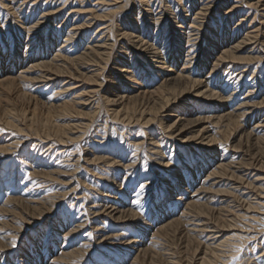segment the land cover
<instances>
[{
	"label": "rangeland",
	"instance_id": "374dc122",
	"mask_svg": "<svg viewBox=\"0 0 264 264\" xmlns=\"http://www.w3.org/2000/svg\"><path fill=\"white\" fill-rule=\"evenodd\" d=\"M202 1L0 0V46H3L0 47V63L10 53L8 46L14 47L16 54L13 53L11 63L14 61L15 65L13 68L8 67L13 75L27 68L25 64L29 58L33 54V57L39 55V48L45 49L43 43L50 41L56 45L59 43L62 51L70 48L69 54H63L68 57L79 55L82 50L102 43L107 45L104 50L108 52V56H98L91 52L92 59L89 55L86 58L90 61L85 59L83 66L79 67L72 61L64 62L66 69L58 74L59 78L48 82L40 78L41 83L40 80L37 81L39 86L36 81L28 78H35L38 73L39 76L44 74L48 71L46 68L28 72L27 78L21 79L19 89L8 95L6 89L0 87V220L5 222V226L0 229V236L5 238L6 244L5 247H0V264H200L201 256L206 254L212 259L211 264H264V0ZM125 24V29L133 35H139L138 38L142 37L146 45L155 43V49L160 47L158 50L167 52L170 42H173L171 49L181 46L183 52L189 53L187 59L195 68L200 65L207 50H210L206 49L208 44L212 45L207 40V34L212 29L215 28V31L228 25L224 36L233 32L237 39L246 35L245 32L249 36L257 32L261 34L237 53L241 56L251 53L254 54L253 58L236 63L228 58L225 62L218 63L220 67L215 70L217 76L213 78V85L209 88L217 94L221 91L224 98L232 96V101L215 106L211 102L208 104L209 101L205 98L206 104L201 100V107H191L189 103L192 98L189 95L185 98V105L171 102L163 111L160 108V112H156L161 100L159 102L155 98L157 95L152 93L153 96L150 93L140 94L141 96L135 97L136 101L135 98L127 99L121 105L103 101V94L108 88H116L119 93L127 90L131 83L124 79L126 71L135 68L136 77L143 79L146 65L150 63L148 57L152 50L146 52L140 44L139 47H133L129 40L120 35V29ZM176 36L181 38L177 43ZM165 39L168 40L167 44ZM185 42L186 45L192 43L188 50ZM175 43L180 46H175ZM56 45L49 48L51 54ZM26 53L29 57L24 59L23 55ZM139 58L141 61L137 62L136 59ZM2 66L6 65H0L1 68ZM7 66H10L9 63ZM178 66L181 67L182 64ZM209 70L210 64L201 70V76L197 78L206 79ZM112 80H115L114 84ZM160 81L161 76L155 80L153 77L144 87L153 89ZM69 83L73 85L69 87ZM59 87L73 89L61 92ZM129 91L132 93L133 89ZM18 92L25 93L26 96H21ZM6 96L11 101L9 98L3 100ZM60 102H68L71 112L60 107ZM241 102L247 109H239L244 114L235 116L238 121L236 123L233 107L242 104ZM5 104L10 105L13 110L12 118H8L13 124L11 127L3 117L4 109H7ZM181 110L186 111V117L195 112H199L200 116L214 117L215 114L230 111L231 116L227 120L223 118L213 123L211 119L205 124L210 134L215 135L214 146L219 149L217 155L222 154L221 150L224 149L223 154L227 155L226 161L231 164L230 169L226 168L224 173L221 171L222 174L220 172L210 176L217 165L215 160L213 162L214 156L210 153L208 162L202 161L199 154L194 153L199 145L190 140L200 133L201 127L191 121H176V117L163 116L167 113L177 115ZM117 111L119 116L116 115ZM46 117L54 122L53 125H67L70 127L69 131L64 137H46V127L42 126ZM229 121L234 122L228 127V132H223ZM4 145L12 146L9 151H5L1 147ZM197 166L205 168L198 173ZM190 171H193L192 174ZM195 174L199 175L195 177ZM166 179L172 186L168 189H165ZM190 183L192 186H189ZM237 184L238 187L235 186ZM179 186L187 188L184 190L186 194L180 191ZM259 187L262 190L260 192L257 191ZM46 196L52 200L53 206L45 201ZM14 200L29 206H33L35 201L42 203L38 204L40 210L32 212L22 205H13ZM198 204H204L208 211L200 210ZM113 208L127 210L126 215L112 216ZM133 236L135 240L140 237L142 241L132 246L126 245L132 241L127 238ZM213 236L216 239H211ZM220 242L217 250L219 255L211 254L208 246L211 248ZM72 251L75 254L67 255Z\"/></svg>",
	"mask_w": 264,
	"mask_h": 264
},
{
	"label": "bare ground",
	"instance_id": "6f19581e",
	"mask_svg": "<svg viewBox=\"0 0 264 264\" xmlns=\"http://www.w3.org/2000/svg\"><path fill=\"white\" fill-rule=\"evenodd\" d=\"M79 1V0H78ZM194 1V0H193ZM202 1V0H201ZM197 2V1H196ZM114 3V2H113ZM202 3H203V1H202ZM115 4V3H114ZM207 4V3H206ZM200 5H202L203 6V4H200ZM205 5V4H204ZM208 5V4H207ZM206 5V6H207ZM5 6V5H4ZM148 6H150V5H148ZM177 6V5H176ZM197 7V6H196ZM212 7V6H211ZM185 8V7H184ZM199 8V7H198ZM197 8V9H198ZM4 9V8H3ZM150 9V8H149ZM169 9V8H168ZM181 9V8H180ZM8 10V9H7ZM71 10V9H70ZM82 10V9H81ZM206 10V9H205ZM49 11V10H48ZM83 11V10H82ZM147 11H150V10H147ZM183 11V10H182ZM184 11H185V9H184ZM200 11V10H199ZM207 11V10H206ZM205 11V12H206ZM235 11V10H234ZM11 12H13L14 13V11H11ZM17 12V11H16ZM171 12H172V10H171ZM202 12V11H201ZM204 12V13H205ZM210 12V11H209ZM139 13V12H138ZM137 13V14H138ZM236 13V12H235ZM234 13V14H235ZM176 14V13H175ZM240 15V14H239ZM238 15V16H239ZM15 16H17V15H15ZM102 15H100V17H101ZM104 16V15H103ZM102 16V17H103ZM181 17H182V15H180ZM232 16V15H231ZM234 16V15H233ZM132 17V16H131ZM138 18H139V14H138V16H137ZM173 17H175V15H173ZM179 17V16H178ZM180 17V18H181ZM186 17H188V16H186ZM185 17V18H186ZM205 17V16H204ZM154 18V17H153ZM184 18V19H185ZM191 18V17H190ZM189 18V19H190ZM231 18V17H230ZM19 19V18H18ZM160 19V18H159ZM159 19H158V21H159ZM168 19H170V18H168ZM179 19V18H178ZM16 20V19H15ZM171 20V19H170ZM181 20V19H180ZM231 20V19H230ZM41 21V20H40ZM139 21V20H138ZM190 21V20H189ZM227 21V20H226ZM111 22V21H110ZM174 22H176L175 20H174ZM179 22V21H178ZM185 22V21H184ZM248 22V21H247ZM251 22V21H250ZM34 23V22H33ZM39 23H41V22H39ZM85 23V22H84ZM83 23V24H84ZM190 23V22H189ZM194 23V22H193ZM227 23H228V21H227ZM230 23V22H229ZM239 23V22H238ZM28 24H29V22H28ZM35 25H36V23H34ZM76 24V23H75ZM248 24V23H247ZM251 24V23H250ZM159 25V24H158ZM178 25V24H177ZM182 25H183V23H182ZM188 25V24H187ZM190 25V24H189ZM226 25V24H225ZM29 26V25H28ZM109 26V25H108ZM125 26H126V24L124 25V26H122V28L120 29V31H121V36L124 38V39H127V40H129L130 42H129V44H132L133 45V47L134 46H138L139 44L141 45V46H143L142 47V49L144 50V51H146V52H148V50H152L151 51V54L149 55V57H148V60L150 61V63H148L146 66H147V69H146V72H145V74H144V78L143 79H141L140 77H136V75L137 74H135V72H134V70H135V68H134V70H131V71H126V70H121V71H126V73L125 74H127L126 76L125 75H123L125 78V80L126 81H128V82H130L131 84L130 85H128V87H127V90L125 91L124 90V92H122V93H119V91L116 89V88H108V89H106V91H105V93L103 94V101L104 102H106L107 104H110V103H112V104H120L121 105V103H123L125 100H127V99H134L135 97H138V96H141L140 94H144V93H146V94H148V93H152V94H155L154 96H156L155 98H158V100H159V102H160V100H161V105L157 108V110H156V112L158 111V112H160L159 110H160V108H161V110L162 109H165L166 107H168V106H170V103L171 102H174V104H186V97H188L189 95H190V97L192 98V101L189 103V104H187V105H189V106H191V107H193L194 105H197L196 107H201V100L202 101H205V98L206 99H208V104H210V102H211V105H212V103H213V105L215 104V106H216V104L217 105H219V103H221V102H230V101H232V96L230 97L229 95V99L228 98H224V96L220 93L221 91H218V93L219 94H217L213 89H211V88H209V86H212L213 84V78H215L216 76H217V74L215 73V70H217L219 67H220V65L218 64L219 62H225L228 58L230 59V60H232V61H234L235 63L236 62H239V60H243V59H251V58H253L254 56V54H248V55H246V56H241V55H239V54H237L238 53V51H240L241 49H243V48H245V46L246 45H248L250 42H252V39L254 38H256L257 36H259L260 34H261V32H257V33H254L252 36H249V34H247L246 32H245V34L246 35H244L243 37H241L239 40L237 39V36H236V34H233V32L232 33H230L229 35L228 34H226L225 36H224V34H225V32H224V30H226L227 29V27H228V25H226V26H223V28L221 27V28H219V30H215L214 31V29H212L213 31L212 32H210V34H207V36H208V39L207 38H205V39H207L208 41H211L212 42V45H210V44H208V47L206 48V49H208V48H210V50L208 51L207 50V53H205V55H204V57H202L201 58V63H200V65H198V67H196L195 68V65H190V60L189 59H187V57L189 56L188 54L189 53H185V52H183V48L180 46H178L176 43L177 42H179L180 40H181V38L179 37V36H176V40H175V46L177 45L179 48L176 50V49H174V48H172L171 49V46H172V44H173V42L171 43L170 42V44L168 45L169 47L167 48V52H165V51H163V50H158L157 48V50L154 48V45H155V43H150V44H148V45H146V42H144L143 41V39H141V38H138V36L137 35H133L132 33H130V32H128L127 31V29H125ZM140 26V25H139ZM141 26H143V25H141ZM173 26V25H172ZM179 26V25H178ZM192 25H190V27H191ZM201 26V25H200ZM229 26H231V25H229ZM237 26V25H236ZM1 27V26H0ZM24 27V26H23ZM30 27V26H29ZM73 27V26H72ZM71 27V28H72ZM82 27H84V26H82ZM110 27H111V25H110ZM124 27V28H123ZM170 27V26H169ZM195 27V26H194ZM197 28H198V26H196ZM231 27H233V26H231ZM230 27V28H231ZM247 27H248V25H247ZM25 28V27H24ZM39 28V27H38ZM74 28V27H73ZM77 28H79V27H77ZM107 29H108V27H106ZM120 28V27H119ZM173 28V27H172ZM179 28V27H178ZM186 28V27H185ZM217 28V27H216ZM229 28V27H228ZM80 29V28H79ZM78 29V30H79ZM107 29H105V30H107ZM181 29H182V27H181ZM195 29V28H194ZM218 29V28H217ZM31 30V29H30ZM33 30H34V28H33ZM48 30V29H47ZM71 30H73V29H71ZM85 30V29H84ZM112 30V29H111ZM138 30H140V29H138ZM238 30H240V28L238 29ZM67 31V30H66ZM158 31V30H157ZM170 31H172V30H170ZM176 31V30H175ZM260 31V30H259ZM106 32V31H105ZM186 32H187V30H186ZM190 32V31H189ZM254 32V31H253ZM28 33V32H27ZM69 33V32H68ZM79 33V32H78ZM100 33V32H99ZM156 33V32H155ZM154 33V34H155ZM177 33H178V31H177ZM181 33V32H180ZM195 33V31L193 32V34ZM239 33V32H238ZM31 34V33H30ZM47 34V33H46ZM61 34V33H60ZM105 34V33H104ZM191 34V33H190ZM242 34V33H241ZM14 35V34H13ZM36 35V34H35ZM62 35V34H61ZM64 35V34H63ZM238 35V34H237ZM250 35H251V32H250ZM54 36V35H53ZM141 36V35H140ZM145 36V35H144ZM171 36H172V34H171ZM182 36V35H181ZM189 36V35H188ZM196 36V35H195ZM35 37V36H34ZM45 37V36H44ZM104 37V36H103ZM117 37V36H116ZM169 37V36H168ZM186 37V36H185ZM190 37V36H189ZM192 37V36H191ZM264 37V36H263ZM1 38V37H0ZM38 38V37H37ZM54 38V37H53ZM53 38H51V39H53ZM59 38V37H58ZM74 38V37H73ZM134 38H136V39H134ZM151 38V37H150ZM11 39V38H10ZM14 39V38H13ZM23 39V38H22ZM21 39V40H22ZM50 39V38H49ZM189 39V38H188ZM20 40V39H19ZM18 40V41H19ZM93 40V39H92ZM100 41L102 40L101 38L99 39ZM187 40V39H186ZM16 41V40H15ZM24 41V40H23ZM36 41H38V40H36ZM41 41V40H40ZM165 42H166V44H167V39H165L164 40ZM185 41V40H184ZM205 41V40H204ZM263 41H264V39H263ZM4 42H6V40L4 41ZM32 42V41H31ZM58 42V41H57ZM99 42V41H98ZM106 42V41H105ZM125 42V41H124ZM128 42V41H127ZM13 43V42H12ZM26 43V42H25ZM37 43V42H36ZM39 43V42H38ZM169 43V42H168ZM186 43L187 42H185V45H186ZM191 43V42H190ZM190 43L189 44H187L186 45V49L188 50V48H189V46H190ZM248 43V44H247ZM6 44H7V42H6ZM40 44V43H39ZM43 44H45V49L44 48H42L41 49V47L39 48L40 50H39V52L37 53V54H39V55H37L36 57H33L34 56V54H33V56H32V58H29V61H28V63L27 64H25V65H27V68H25L23 71H19V72H17V74L15 73V75H13V74H11V72L12 71H10V69L8 68V67H12L13 68V65H15V63H14V61H12V63H11V57L14 55V54H16L15 53V48L14 47H11V45L10 46H8L9 48H10V53L8 52V56H6V57H4L5 59H4V61L2 62V63H0V65H6V66H2V68L0 67V87H3L4 89H6V92H7V95H8V93L10 94L12 91L14 92V90H18L19 88H18V85L19 84H22V81H21V79H24V78H27L26 77V75H27V73L28 72H30V71H35V69H40V68H46L48 71H46L44 74H42V75H40L39 76V73L37 74V73H34V74H37L38 76L37 77H35V78H33V77H31V78H28V79H32V80H34V81H39L40 80V78H44L45 80H47L46 82H48L49 80H52V79H55L56 80V78H59V77H57V76H59L58 74H61L62 72H64V70L66 69V65H64V62L65 63H67V62H71L72 61V63L74 62L75 64H77L76 66H83L82 64V62L83 61H85V59H88L89 61H90V59H92V57H91V52H94L95 54L97 53L98 54V56H108V52L106 51V50H104V49H106V44H104V43H102V44H95V46L94 45H92L91 47H89V48H87V49H84V50H82L83 52L82 53H80L79 55H72V57H68L66 54H65V56L63 55L64 53H68L69 54V51L71 50L70 48L69 49H65V51H62L60 48H61V46L59 47V43L56 45L53 41H50V42H46V43H43ZM60 44H61V42H60ZM79 44V43H78ZM77 44V45H78ZM125 44V43H124ZM124 44H122V45H124ZM165 44V43H164ZM192 44V43H191ZM9 45V44H8ZM24 45V44H23ZM28 45V44H27ZM27 45H26V47H27ZM51 45H56V49H54V53H50V50H49V48L51 47ZM70 45H72V44H70ZM126 45V44H125ZM145 45V46H144ZM205 45V44H204ZM259 45V44H258ZM19 46V45H18ZM34 46V45H33ZM66 46V45H65ZM167 46V45H166ZM174 46V45H173ZM197 46H198V44H197ZM0 47H3V46H0ZM5 47H7L6 45H5ZM22 47V46H21ZM29 47H30V45H29ZM43 47V46H42ZM85 47V46H84ZM83 47V48H84ZM87 47V46H86ZM139 47V46H138ZM156 47V46H155ZM191 47V46H190ZM205 47V46H204ZM28 48V47H27ZM79 48V47H78ZM82 48V49H83ZM94 48H96V49H94ZM123 48H125V47H123ZM162 48V47H161ZM4 49V48H3ZM7 49V48H6ZM18 50H19V48H17ZM31 49V48H30ZM51 49V48H50ZM74 49V48H73ZM205 49V50H206ZM20 50H21V48H20ZM19 50V51H20ZM38 50V49H37ZM80 50V49H79ZM101 50V52H99ZM186 50V51H187ZM197 50V49H196ZM254 50V49H253ZM8 51V50H7ZM34 51V50H33ZM96 51V52H95ZM141 51V50H140ZM194 51V50H193ZM2 51L0 50V53H1ZM4 52V51H3ZM188 52V51H187ZM206 52V51H205ZM7 53V52H6ZM5 53V54H6ZM14 53V54H13ZM19 53V52H18ZM17 53V54H18ZM34 53V52H33ZM201 53H203V52H201ZM30 54H31V52H30ZM77 54V53H76ZM144 54V53H143ZM215 54H218L217 56H215ZM18 55H20V54H18ZM90 55V59L89 58H86V57H88ZM147 55H148V53H147ZM170 55V56H169ZM2 56V55H1ZM94 56V55H93ZM98 56H96V57H98ZM215 56V57H214ZM257 56H259V55H257ZM15 57H17V56H15ZM22 57V56H21ZM27 57H29L28 56V53H26V54H24L23 55V58L24 59H27ZM95 57V56H94ZM191 57V56H190ZM212 57H214V59H211ZM102 58H104V60H106L105 59V57H102ZM108 58V57H107ZM141 58V57H140ZM139 58V60L138 59H136L137 60V62H140L141 61V59ZM200 58V57H199ZM17 59V58H16ZM18 59H20V58H18ZM24 59H23V61H24ZM99 59V58H98ZM194 59H196V58H194ZM31 60L32 61H35L34 63L33 62H31ZM229 60V61H230ZM57 61H61L62 63L61 64H56L55 62H57ZM193 61V60H192ZM25 62V61H24ZM132 62H134V61H132ZM9 63V65L10 66H7V64ZM71 63V64H72ZM85 63V62H84ZM182 64V66L181 67H179L178 65L179 64ZM22 63H20V65H21ZM90 64V63H89ZM141 63H139V65H140ZM209 64H210V70H209V76L206 78V79H201V78H197V77H199V76H201L200 74H201V70L203 69V68H205L206 66H209ZM228 64V63H227ZM23 65V64H22ZM24 65V66H25ZM69 65V64H68ZM246 65V64H245ZM244 65V66H245ZM23 66V67H24ZM89 66H91V65H89ZM88 66V67H89ZM141 66V65H140ZM231 66V65H230ZM98 67V66H97ZM225 67H227V65L225 66ZM235 67V66H234ZM208 68V67H207ZM240 68V67H239ZM243 69L242 70H244V67H242ZM23 69V68H22ZM228 69V68H227ZM234 69V68H233ZM246 69V68H245ZM44 71H45V69H43ZM225 70H226V68H225ZM229 70V69H228ZM70 71V70H69ZM79 71V70H78ZM224 71V70H223ZM38 72V71H37ZM43 72V71H42ZM41 72V73H42ZM92 72V71H91ZM203 72V71H202ZM255 72V71H254ZM93 73V72H92ZM137 73H138V71H137ZM223 73V72H222ZM222 73H221V76H222ZM237 73V72H236ZM193 74H196V75H194L193 76ZM224 74V73H223ZM228 74V73H227ZM230 74V73H229ZM245 74V73H244ZM238 75V74H237ZM161 76V81H160V83L159 84H157L156 85V87H154L153 89H147V88H145L144 87V84H147V83H149V81L150 80H152L153 79V77H154V80L156 79V78H158V77H160ZM143 77V76H142ZM225 77V76H224ZM227 77V76H226ZM225 77V78H226ZM246 77V76H245ZM248 77H250V76H248ZM233 78V77H232ZM238 78V77H237ZM217 79V78H216ZM227 79V78H226ZM41 81L42 80H40V83H41ZM114 81L115 80H112L111 82L114 84ZM213 81V82H212ZM223 81V80H222ZM236 81V80H235ZM246 81V80H245ZM17 82V83H16ZM44 82V81H43ZM239 82V81H238ZM246 82H248V81H246ZM252 82V81H251ZM52 83V82H51ZM58 83V82H57ZM56 83V84H57ZM68 83V82H67ZM222 83V82H221ZM230 83V82H229ZM233 83V82H232ZM254 83H256V82H254ZM45 84V83H44ZM47 84V83H46ZM134 84V85H133ZM219 84V83H218ZM217 84V85H218ZM240 84V83H239ZM244 84V83H243ZM32 85H34L33 83H32ZM37 85H38V82H37ZM52 85V84H51ZM71 85H73V83H69V87L71 86ZM136 85V86H135ZM249 85V84H248ZM255 85V84H254ZM34 86H36V85H34ZM39 86V85H38ZM44 86V85H43ZM46 86V85H45ZM55 86V85H54ZM61 86V85H60ZM220 86V85H219ZM234 86V85H233ZM241 86V85H240ZM239 86V87H240ZM42 87V86H41ZM51 87V86H50ZM62 87H63V85H62ZM61 87V88H62ZM69 87H67L66 88V90L65 89H61L60 87L58 88L61 92H64V90L65 91H67V90H70V89H73V88H69ZM225 87V86H224ZM252 87H254V86H252ZM256 87V86H255ZM33 88V87H32ZM36 88H38V87H36ZM52 88V87H51ZM141 88H144V89H141ZM34 89V88H33ZM45 89V88H44ZM47 89V88H46ZM52 89H54V88H52ZM125 89V88H124ZM131 89H133V91H131L132 93H130V91L129 90H131ZM235 89V88H234ZM239 89V88H238ZM23 90V89H22ZM41 90V89H40ZM39 90V91H40ZM117 90V91H116ZM217 90V89H216ZM219 90V89H218ZM225 90V89H224ZM35 91V90H34ZM43 91V90H42ZM58 91V90H57ZM59 91V92H60ZM71 91V90H70ZM123 91V90H122ZM128 91V92H127ZM17 92V91H16ZM121 92V91H120ZM126 92H127V94H126ZM134 92H136V93H134ZM226 92V91H225ZM237 92V91H236ZM236 92H235V94H236ZM19 93V95H25V93H20V92H18ZM68 93V92H67ZM234 93V92H233ZM66 94V93H65ZM145 94V95H146ZM149 94V95H150ZM151 94V95H152ZM248 94H250V93H248ZM150 95V96H151ZM232 95V94H231ZM251 95V94H250ZM26 96V95H25ZM153 96V95H152ZM235 96V95H234ZM246 96V95H245ZM69 97V96H68ZM76 97H78V96H76ZM102 97V96H101ZM236 97V96H235ZM239 97V96H238ZM237 97V98H238ZM9 97H7L6 96V98L4 97V99L3 100H5V99H8ZM24 98V97H23ZM62 98V97H61ZM148 98V97H147ZM146 98V99H147ZM246 98V97H245ZM249 98V97H248ZM62 99H65V98H62ZM74 99V98H73ZM141 99V98H140ZM144 99V98H143ZM152 99V98H151ZM204 99V100H203ZM234 99V98H233ZM9 100H10V98H9ZM9 100H7L8 102H9ZM138 100V99H137ZM157 99H155V101H156ZM157 100V101H158ZM222 100H224V101H222ZM244 100V99H243ZM247 100V99H246ZM6 101V100H5ZM11 101V100H10ZM72 101V100H71ZM129 101V100H128ZM135 101H136V98H135ZM140 101V100H139ZM245 101V100H244ZM4 102V101H3ZM74 102V101H73ZM132 102V101H131ZM142 102H144V101H142ZM150 102V101H149ZM247 102V101H246ZM50 103V102H49ZM61 104H62V102H60ZM127 103V102H126ZM129 103V102H128ZM205 104L207 103L206 101L204 102ZM242 103V102H241ZM8 104V103H7ZM7 104H5V106L7 105ZM10 104V103H9ZM34 104H36V103H34ZM133 104V103H132ZM140 104H141V102H140ZM146 104V103H145ZM152 104V103H151ZM155 104V103H154ZM184 104V105H185ZM244 103H242V104H239L237 107H233V111H234V117L235 116H237V117H239V116H241V115H243L244 114V112H240V110L239 109H241L242 110V108L243 107H246L245 105H243ZM136 105H138V104H136ZM222 105V104H221ZM63 107V109L66 111V110H68L67 112H71V108H70V106L68 105V102H64L62 105H60V107ZM84 106V105H83ZM113 106H115V105H113ZM123 106V105H122ZM127 106L128 105H126V108H127ZM151 106V105H150ZM172 106V105H171ZM206 106H209V105H206ZM7 107V109L5 108L4 110H5V112H4V116L3 117H5V121H6V124L9 126V127H11V126H13V124H11V119H8L9 117H11V111L13 112V110H11V107H10V105L9 106H6ZM93 107V106H92ZM146 107V106H145ZM212 107H214V106H212ZM229 107V106H228ZM133 108V107H132ZM141 108V107H140ZM151 108V107H150ZM210 108H211V106H210ZM249 108V107H248ZM128 109V108H127ZM135 109V108H134ZM137 109V108H136ZM143 109V108H142ZM174 109H176V108H174ZM207 109V108H206ZM246 109H247V107H246ZM121 110V109H120ZM133 110V109H132ZM141 110V109H140ZM144 110V109H143ZM148 110H149V108H148ZM153 110V109H152ZM208 110V109H207ZM206 110V111H207ZM128 111V110H127ZM138 111V110H137ZM163 111V110H162ZM166 111V110H165ZM233 111H231V112H233ZM243 111V110H242ZM244 111H245V109H244ZM134 112V111H133ZM139 112V111H138ZM247 112V111H246ZM117 113V114H116ZM115 114L116 115H118V111L116 112ZM122 113V112H121ZM144 113V112H143ZM177 113H178V111H177ZM124 114V113H123ZM128 114V113H127ZM183 116H182V115ZM185 114H186V111L185 110H181L180 111V113L179 114H175V115H173V113H167V114H165V115H163V116H168V117H176V121L177 120H187V121H191V123H193L194 125H196V126H198V127H201L200 128V133L198 134V135H195L194 136V138H190V140H194V141H196V143L199 145L198 146V148H195L194 150H195V154H199V157H201L202 158V161H206L209 157H211V154L210 153H212V155L214 156L213 158V162H214V160H215V163H217V165L215 166V170H212V172L210 173V176H212V175H215V174H217V173H220L221 171L223 172V170H225L226 168H229V165H231L230 163H228L229 161H226L227 159H226V156L227 155H225V154H223L224 153V149L223 150H221L222 151V154H220L219 156L217 155V153H218V150L219 149H216L215 148V135H211L210 134V132L208 131V128H207V126L205 125L207 122H209V121H212L213 120V123H217V121L218 120H220V119H223V118H225V120H227L230 116H231V114H230V111L229 112H223V113H221L220 115H217V114H215L216 116H212L211 115V117L210 116H207V115H205V116H200V115H198L199 114V112L197 113V112H195V113H193L192 115H189L188 117H186L185 116ZM252 114V113H251ZM125 115V114H124ZM193 115H196L195 117H192ZM119 116V115H118ZM128 116H130V115H128ZM141 116H142V114H141ZM179 116V117H178ZM29 117V116H28ZM50 117V116H49ZM49 117H46L45 119H43V122H42V126H45L46 127V137H50V136H54V137H58V138H60V137H64L65 135H66V133L69 131V129L68 128H70V127H67V125L66 126H63L62 124H61V126L59 125V126H57L56 125V123H55V125H53V123L50 121V118ZM125 117V116H124ZM140 117V116H139ZM144 117V116H143ZM213 117V118H212ZM12 118V117H11ZM145 118V117H144ZM214 118L216 119V120H214ZM150 119H151V117H150ZM212 119V120H211ZM237 118L235 117V122L236 123H238V121L236 120ZM161 120H162V118H161ZM95 121V120H94ZM149 121V119L147 118V120H146V122H148ZM234 121H229L228 122V125H226V129L225 130H223V132L225 131V132H228L227 130H228V127L230 126V124L232 125L233 124V122ZM4 123V122H3ZM132 123V122H131ZM176 123V122H175ZM183 123V122H182ZM185 123H187V122H185ZM41 124V123H40ZM172 124H173V122H172ZM171 124V125H172ZM193 124H192V126H193ZM186 125V124H185ZM187 125H188V123H187ZM223 125V124H222ZM3 126H4V124H3ZM41 126V127H42ZM68 126H70V125H68ZM92 126V125H91ZM167 126H169V125H167ZM264 126V125H263ZM4 127H6V126H4ZM40 127V128H41ZM65 127L67 128V129H65ZM72 127V126H71ZM185 127V126H184ZM219 127V126H218ZM74 128V127H73ZM173 128V127H172ZM167 129V128H166ZM170 129V128H169ZM168 129V130H169ZM31 135V134H30ZM246 136H249L248 134L246 135ZM248 138V137H247ZM250 138H252L251 136H250ZM4 139V138H3ZM63 139V138H62ZM40 140V139H39ZM95 140V139H94ZM247 140V139H246ZM11 141V140H10ZM55 141V140H54ZM248 141V140H247ZM251 141V140H250ZM58 142V141H57ZM13 143V142H12ZM9 145H10V143H9ZM14 145V144H13ZM12 146V145H11ZM11 146H7V145H4V146H1L2 148H3V150H5V151H9L10 150V148H11ZM167 146V145H166ZM196 146V145H195ZM205 146H207V148L205 149L204 147ZM214 148H213V147ZM251 146V145H250ZM209 147H211V149H209L208 150V148ZM153 149V148H152ZM59 150V149H58ZM205 150V151H204ZM155 151V150H154ZM162 152V151H161ZM179 152V151H178ZM209 153V154H207V153ZM226 153V152H225ZM239 153V152H238ZM163 154V153H162ZM200 154H201V156H200ZM41 155V154H40ZM162 156V155H161ZM234 156V155H233ZM197 157V155H195V158ZM228 158V157H227ZM250 158V157H249ZM183 159V158H182ZM139 160V159H138ZM198 160V159H197ZM197 160H195V161H197ZM212 160V159H211ZM231 161V160H230ZM169 162V161H168ZM185 162V161H184ZM183 162V163H184ZM207 162H208V160H207ZM239 162V161H238ZM189 164H191V162H188ZM195 163V162H194ZM199 163H200V161H199ZM235 163V162H234ZM233 163V164H234ZM37 164V163H36ZM119 164V163H118ZM161 164V163H160ZM166 164V163H165ZM165 164H164V166H165ZM168 164V163H167ZM238 164V163H237ZM253 164V163H252ZM133 165V164H132ZM171 165V164H170ZM184 165V164H183ZM186 165V164H185ZM197 165V164H196ZM201 165V164H200ZM239 165V164H238ZM251 165V164H250ZM195 166V165H194ZM202 166H204V164L202 165ZM207 166H209L208 165V163H207ZM206 166V167H207ZM240 166V165H239ZM132 167V166H131ZM198 167V166H197ZM196 167V168H197ZM211 167H213V166H211ZM235 167V166H234ZM172 168H173V166H172ZM187 168H188V166H187ZM186 168V169H187ZM190 168V167H189ZM188 168V169H189ZM199 168V169H198ZM197 168V171H198V173L200 172V170H202V168L203 167H198ZM205 168V167H204ZM203 168V169H204ZM207 168H209V167H207ZM238 168V167H237ZM230 169V168H229ZM233 169V168H232ZM170 170V169H169ZM196 170V169H195ZM255 170V169H254ZM263 170V169H262ZM39 171H41V170H39ZM183 171V170H182ZM187 171V170H186ZM203 171V170H202ZM256 171V170H255ZM137 172V171H136ZM188 172V171H187ZM191 172V174H192V172L193 171H190ZM222 172H221V174H222ZM226 172V171H225ZM178 173V172H177ZM224 173V172H223ZM5 174V173H4ZM39 174V173H38ZM174 175V174H173ZM176 175V174H175ZM182 175V174H181ZM199 175V174H198ZM197 174H195V177L196 176H198ZM241 175V174H240ZM186 176V175H185ZM189 176V175H188ZM226 176V175H225ZM228 176V175H227ZM233 176V175H232ZM110 177V180H112V181H114L113 180V177L112 176H109ZM181 177V176H180ZM183 177V176H182ZM191 177V176H190ZM194 177V176H193ZM209 177V176H208ZM213 177V176H212ZM165 178V177H164ZM177 178H179L178 176H177ZM228 178V177H227ZM240 178V177H239ZM196 179V178H195ZM6 180V179H5ZM109 180V181H110ZM167 181V183H165L166 185V188L165 189H168L169 187H172V186H170L171 184H169L170 182H168V179H166ZM181 180V179H180ZM184 180H186V179H184ZM210 180V179H209ZM179 181V180H178ZM191 181H193V180H191ZM215 181V180H214ZM187 182H190V180L189 181H187ZM204 182V181H203ZM206 182V181H205ZM238 182V181H237ZM172 183V182H171ZM183 183V182H182ZM239 183V182H238ZM243 183H245V182H243ZM249 183V182H248ZM174 185H175V182L173 183ZM179 184V183H178ZM4 185V184H3ZM33 185H35V184H33ZM173 185V186H174ZM250 186L252 185V184H249ZM144 186V185H143ZM164 186V185H163ZM182 186V185H181ZM185 186H187V184H185ZM185 186H183L182 188H180V186L178 187V188H180V191H184L185 190ZM189 186H192L191 185V183H190V185ZM231 186H232V183L230 184V188H231ZM235 186H237L238 187V184L237 185H235ZM254 186H257V184L255 185L254 184ZM124 187V186H123ZM125 188H127V187H125ZM164 188V187H163ZM176 188V187H175ZM191 188V187H190ZM252 188V187H251ZM254 188V187H253ZM263 188V187H262ZM10 189H11V187H10ZM187 189V188H186ZM39 190V189H38ZM123 190V189H122ZM128 190V189H127ZM143 190V189H142ZM141 190V191H142ZM227 191H228V189H226ZM242 190H243V188H242ZM11 191V190H10ZM37 191V190H36ZM163 191H164V189H163ZM177 191V190H176ZM234 191V190H233ZM246 191V190H245ZM254 191V190H253ZM252 191V192H253ZM257 191H262L261 189H260V187H259V189L257 190ZM124 192V191H123ZM185 192V191H184ZM46 193V192H45ZM125 193V192H124ZM142 193V192H141ZM192 193V192H191ZM229 193V192H228ZM234 193V192H233ZM248 193H250V192H248ZM107 194V193H106ZM163 194V193H162ZM183 194V193H182ZM181 194V195H182ZM185 194H186V192H185ZM38 195V194H37ZM143 195V194H142ZM255 195V194H254ZM180 196V195H179ZM40 197V196H39ZM104 197V196H103ZM106 197V196H105ZM120 197V196H119ZM159 197H160V195H159ZM177 197V196H176ZM184 197V196H183ZM186 197V196H185ZM258 197V196H257ZM109 198V197H108ZM156 198V197H155ZM154 198V199H155ZM161 198V197H160ZM164 198V197H163ZM182 198V197H181ZM37 199V198H36ZM40 199H42V198H40ZM45 199V201H47V202H50V205L49 206H53L52 205V200L49 198V196L47 197L46 196V198H44ZM162 199V198H161ZM176 199H180V198H176ZM190 199V198H189ZM244 199V198H243ZM247 199V197L245 198V200ZM255 199V198H254ZM11 200V199H10ZM164 200V199H163ZM182 200V199H181ZM183 200H186L185 198L183 199ZM182 200V201H183ZM240 200V199H239ZM7 201V200H6ZM120 201V200H119ZM156 201V200H155ZM159 201V200H158ZM177 201V200H176ZM13 202V205H15V206H19V205H22V206H24V208H26V210H32V212L33 211H35L36 212V210H40V208L41 207H39L38 206V204L40 203H42V202H40V201H35L36 203H34V205L33 206H29V205H26V204H24V203H22V204H20L21 202H16V200H14V201H12ZM112 202V201H111ZM154 202V201H153ZM160 202V201H159ZM178 202V201H177ZM179 202H181V201H179ZM197 202V201H196ZM195 202V203H196ZM250 202H251V200H250ZM18 203V204H17ZM54 203V202H53ZM116 203V202H115ZM157 203V202H156ZM8 203H6V206H9V205H7ZM114 204V203H113ZM122 204H125V203H122ZM160 204V203H159ZM165 204H166V202H165ZM180 204H182V203H180ZM194 204V203H193ZM197 204V203H196ZM163 205V204H162ZM162 205H160V206H162ZM174 205H176V203L174 204ZM134 206V205H133ZM165 206V205H164ZM251 206V205H250ZM115 207H116V205H115ZM166 207V206H165ZM200 210H202V211H205V209H207V211H208V207H205V205L204 204H198V206H197ZM216 207H218V206H216ZM49 208V207H48ZM127 207H125V209H126ZM158 208H160V207H158ZM107 209V208H106ZM114 209V210H113ZM113 209H111V210H113L112 211V213H111V215L112 216H114L115 217V215H118L119 214V216L120 215H126L125 213L127 212V210H125V209H115V208H113ZM221 209V208H220ZM241 209V208H240ZM3 210H6V208H4ZM46 211L47 210H49V209H45ZM45 210L44 211H42V214L45 212ZM105 210V209H104ZM110 210V211H111ZM223 210V209H222ZM228 210H230V209H228ZM1 211V210H0ZM7 211V210H6ZM131 212H132V210H130ZM29 212V211H28ZM34 212V213H35ZM169 212V211H168ZM258 212V211H257ZM26 213V212H25ZM40 214H41V212H39ZM104 213V212H103ZM27 214H29V213H27ZM235 214V213H234ZM38 215V214H37ZM134 215V214H133ZM185 215V214H184ZM229 215V214H228ZM119 216H116V218L117 217H119ZM129 216V215H128ZM132 216V215H131ZM30 217V216H29ZM32 217V216H31ZM137 217H139L138 215H137ZM159 217V216H158ZM162 217V216H161ZM230 217V216H229ZM34 218V217H33ZM111 218H113V217H110V219ZM133 219H134V217H132ZM38 219V218H37ZM115 219V218H114ZM190 219V218H189ZM204 219V218H203ZM207 219V218H206ZM134 220H136V219H134ZM139 220V219H138ZM137 220V221H138ZM158 220V219H157ZM188 220V219H187ZM208 220V219H207ZM231 220V219H230ZM8 221V220H7ZM132 221V220H131ZM130 221V222H131ZM139 222V221H138ZM197 222V221H196ZM128 223H129V220H128ZM143 223V222H142ZM141 223V224H142ZM79 224V223H78ZM130 224V223H129ZM133 224V223H132ZM139 224V223H138ZM138 224H135V225H138ZM3 226H5V222L4 221H2V220H0V229L3 227ZM83 226V225H82ZM147 226V225H146ZM84 227V226H83ZM148 227V226H147ZM203 227V226H202ZM80 228V227H79ZM150 228H151V226H150ZM197 228V227H196ZM201 228V227H200ZM223 228V227H222ZM3 230V229H2ZM1 230V231H2ZM202 230V229H201ZM209 230V229H208ZM69 232H71V231H69ZM212 232V231H211ZM1 233V232H0ZM187 233V232H186ZM2 234V233H1ZM0 234V235H1ZM149 234V233H148ZM197 234H198V232H197ZM242 234V233H241ZM4 235V234H3ZM142 235H145V234H141V236ZM185 235V234H184ZM4 236H6V235H4ZM138 237V236H137ZM224 237V236H223ZM140 238V237H139ZM137 239V240H135V236H133V237H129V238H127V239H129V240H132L131 242H129V243H126V245L128 244V245H134L135 243L137 244H139V241L141 240V239ZM211 239H216V236H213V238H211ZM229 239H230V237H229ZM126 240V239H125ZM186 240H187V238H186ZM142 241V240H141ZM183 241H184V239H183ZM214 241L215 240H213V243H214ZM227 241V240H226ZM13 242V241H12ZM126 242V241H125ZM152 242V241H151ZM9 243V242H8ZM217 243V242H216ZM142 244V243H141ZM5 238L4 237H2V236H0V247L1 248H3V247H5ZM206 245V244H205ZM221 245V242L220 243H218V244H216V245H212L211 246V248H210V246H208V250H210L209 252H211V254H213V255H219V254H217V250H218V247ZM138 246V245H137ZM172 246V245H171ZM115 247V246H114ZM170 248V247H169ZM207 248V247H206ZM9 249V248H8ZM10 249H11V247H10ZM168 249V248H167ZM155 250V249H154ZM243 250V249H242ZM158 251V250H157ZM160 251V250H159ZM206 251V250H205ZM177 252V251H176ZM199 253V252H198ZM65 255H66V253H64ZM73 254H75V251H72V252H69L67 255H73ZM154 254V253H153ZM206 254V253H205ZM63 255V254H62ZM150 255V254H149ZM69 257H71V256H69ZM52 263V262H51ZM184 263V262H183ZM187 263V262H186ZM212 263V259L208 256L207 257V254L206 255H203V256H201V259H200V264H211ZM188 264V263H187Z\"/></svg>",
	"mask_w": 264,
	"mask_h": 264
}]
</instances>
